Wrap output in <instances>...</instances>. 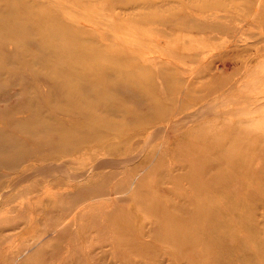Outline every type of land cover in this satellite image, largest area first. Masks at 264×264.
<instances>
[{"label":"bare ground","instance_id":"1","mask_svg":"<svg viewBox=\"0 0 264 264\" xmlns=\"http://www.w3.org/2000/svg\"><path fill=\"white\" fill-rule=\"evenodd\" d=\"M98 2L104 3L102 8L107 13L118 15L117 0ZM98 2L94 1L95 4ZM218 5L222 7L223 13L216 12V8L210 4L203 7L208 10L205 17L196 19L188 16L192 18L191 21H196V31L206 33L205 40L204 37H199V40L192 38L198 43L169 52L172 57L199 61L205 74L213 72L214 51L231 47L228 42L213 41L219 35L234 37L240 27L234 26L239 24L232 26L224 22L238 16L236 10H239L240 4L234 0L231 4ZM245 5L248 15H242L241 21H247V25H250L249 22L252 24L256 20H264V0H246ZM137 6H140L139 3L132 0L123 7ZM24 9L27 7L20 4L19 0H0V179L4 178L2 169L9 170L5 176L10 178L6 190L0 193V206L7 203L10 191L37 176H53V179L44 180L45 183L52 182L58 176L77 181L87 178L90 170L98 175L107 167L117 169L114 175L130 170L133 180L130 184L126 180L119 200L130 201L134 206L141 205L150 216L136 215L132 222L131 238L122 242L106 234L104 222L100 221L97 227L81 225L86 230L82 234V241H77L87 244L83 249L75 248L69 253L71 264H148L146 260L129 257L121 248L164 253L174 264H183L185 261L192 263L193 259L174 251L171 244L179 238L182 245L191 246L198 238V233L201 234V241H207L209 249L225 246L229 250L227 244L233 239L236 226L242 227L234 219L246 215L248 202L247 197H240V192L234 193L235 184L230 188L228 183L237 180L239 168H243L244 172L247 169L248 174L258 173L257 167L251 169L250 162L238 156L235 141L243 133L256 134L264 140V129L256 130L247 124L251 117L257 119L252 114L257 115L264 110V95L253 99L248 94L235 97L236 91L245 84L240 74H246L253 67L250 62L254 61L231 58L230 62H226L228 59L224 60L223 53H220L218 58L225 62L224 70L230 68V72L214 74L207 79L208 82L200 83L192 77L183 78L182 70L177 69L169 56L152 58L146 53L128 52L124 45L120 43L119 47L118 43L115 44L117 41L105 33L101 34L100 39L107 42L104 46L98 38L95 39L97 34L93 30L94 25H55L58 22L51 9L32 8L33 17L25 16L21 12ZM248 17L251 19L248 20ZM260 25H264V21ZM243 49V53L250 50L249 47ZM239 50H228L225 54L229 56ZM209 58L210 63L205 62ZM195 83L201 85L193 86ZM191 85L193 87L188 88ZM7 87L11 94L5 96ZM207 98H211V101L205 103ZM213 98L215 102L219 100L226 104L228 101H237L241 106L230 107L232 118H227L223 123L215 121L211 126L198 127L203 117L216 115ZM221 109L223 106L216 110ZM214 125L217 126L216 130L220 129L218 132H221L222 125L227 130V135L220 141H216L213 135H206L208 130L204 128ZM188 126L196 129L185 134L182 132L181 135L190 144L189 147L199 152L189 153L191 149L188 150L184 154V163L176 164L158 177L156 170H149L153 163L149 161L150 156L156 150L150 144L159 138L166 141ZM228 140L233 143L230 144ZM203 142L206 143L204 147L201 146ZM137 149L140 152L133 154ZM80 158H85L84 164H89V169L70 170L68 164H76ZM223 162H226L225 165L228 162L233 168L227 175H221ZM145 171L161 182L170 180L187 184L190 191L196 190L197 194L188 189L175 188H172L171 195L164 192L156 194L149 184H145V177L137 175ZM139 181L141 185L136 187ZM239 181L244 182L243 178H239ZM63 182L68 184V181ZM39 183L34 181L33 184L37 186ZM99 190L94 191L89 187L71 190V195L75 193L71 197L75 200L82 197L84 200L99 201L103 199L101 192L104 191ZM129 191L132 193L129 194ZM209 193L216 200H208ZM58 198V192L41 194L37 191L29 197V201L34 202L31 211L42 209L43 203L52 205ZM192 205H195L194 209ZM86 208L84 206L75 211L73 219H69L60 229L53 227L49 232L46 231L48 233L44 237L41 234L34 239H25L19 248L12 238L2 248L4 262L48 264L47 260L55 259L60 249L57 246L47 249L46 243L74 235L72 225L77 223L79 217L90 222L95 220L96 217L85 212ZM169 209H172L171 213ZM180 210L195 215L194 219L199 224L196 229L198 233L189 232L186 227L190 223L179 220L173 214ZM21 211L17 210L16 213ZM257 213L255 210L254 214ZM32 218L37 221L40 216ZM125 226L128 227V222L122 221L111 227L125 234ZM25 232H21L16 239L21 240ZM161 238L168 245H159L157 240ZM201 250L196 249L195 252ZM68 261L64 257L62 264H68Z\"/></svg>","mask_w":264,"mask_h":264},{"label":"rangeland","instance_id":"2","mask_svg":"<svg viewBox=\"0 0 264 264\" xmlns=\"http://www.w3.org/2000/svg\"><path fill=\"white\" fill-rule=\"evenodd\" d=\"M94 1L98 2V0H55V2H57L55 3L54 0H19L20 4L27 7V9L21 10L25 16L33 17L32 8L38 7L40 10L42 8H48L54 12L55 19L58 22L55 25H94V27H92L97 34L95 39L98 38L100 41L102 38L101 34L105 33L104 35H108L113 40H116L117 42H115V44L118 43L119 47L120 43L124 45V48L128 52L135 51L136 53H146L152 58H165L166 56H169V58L175 62L177 69L182 70L181 75H183V78L189 79L192 77L199 80L200 83L201 81L210 79L212 75L214 76V74H221L223 71L230 72V68L228 70H224L225 62L218 58V54L223 53L224 60L228 59L226 62H230L231 58H248L249 61H254L250 62L253 69L251 68L246 74H243L244 76L240 74V76L244 78L245 84L241 87V89L236 91L235 97L238 98L239 95L244 96V94H248V96L250 95L249 97L253 99L257 96L260 97L264 95V25H260L264 20H256L252 22V24L249 22L250 25H247V21H241V18H243L244 15H248L245 5L246 0H236V2L240 4V8L239 10H236L238 16L232 20L233 22L229 19H226L225 21L223 20L231 25L239 24L234 25L237 27L240 26L239 30L237 29L235 31V36L231 37L229 35H219V37L213 41L216 43L228 42V45H231V47L227 46L228 48H217L214 51L216 55L214 57L215 60L212 63L213 72L211 74H205L202 71L203 68L200 66L201 63L199 61H190L185 58L182 59L180 57H172L169 55V52H172L179 47H189L192 46L193 43H198L196 40L193 41L192 38L199 40V37H204L205 40L206 33L201 34V32L196 31V21H191L192 18L197 19L198 17H205V15H207L208 10H204L203 8L205 5L212 4L214 8H216V12L223 13L224 11L218 3L221 5L223 3L231 4L234 0H133L139 3L140 6L132 8L123 7L132 0H117V10L119 11L117 16H112L111 12L107 13L106 10L102 8L104 3L98 2V4H95ZM100 2H105V0H100ZM59 5L63 9L59 7ZM188 16L192 18H189ZM250 19L251 18L248 17V20ZM100 42L103 43L104 46L107 44L105 41ZM245 47L250 48L247 53H243L241 51ZM237 48L240 49L238 52L232 53L229 56L225 54L228 50H235ZM210 59L211 58L207 59L205 62L210 63ZM197 65L199 67H196ZM194 67H196V69ZM200 83H195L193 86L198 87L201 85ZM193 86L191 85L187 87L190 88ZM187 87H185V90H188ZM5 90H7L6 92L4 91L5 96L11 94V92L8 91L10 90L9 87L5 88ZM210 99L211 98L205 99V103L211 101ZM214 100L215 99L213 98V101ZM14 103L15 102L13 101V104ZM222 106L223 109L216 110ZM240 106L241 104L237 101H228L227 104L220 102L219 100L216 102L214 101L213 109L217 111L215 115L216 117L212 115V117L210 116L209 118V115H206L201 119V124H198V127L211 126L215 123V121L223 123L222 121H227V118H232L229 113V109H231L230 107L238 108ZM224 113H229V115H224ZM252 116L257 117V119H251L253 118L251 117L249 120L250 122L248 121L247 124H249V126L253 129L263 130L264 110L261 111L260 114H252ZM202 122L204 124H202ZM208 123L209 125H207ZM222 126L223 127L218 126L221 127V132H218V130H220L219 128L216 130L217 126L215 125L210 128H204L208 130L206 135H213L212 137H215L216 141H220V138L227 135V130L224 128L225 126ZM193 129L196 128L188 126L185 127V130L183 128L177 131V135H173L171 137L172 139L168 138L165 141L164 139L159 138L151 143L150 145H153V148L156 147V150L153 154L154 156H150L151 158L149 161H152L153 163L149 170H156L159 177L163 172L169 171L176 164L184 163L186 161L184 154L187 153L188 150L191 149L189 153L197 154L199 151L189 147L190 144L186 142L183 136V134ZM178 132L180 134H178ZM182 132L183 134L181 135ZM195 140L196 137H194L193 141ZM228 141L230 144L233 143L231 142L232 140ZM235 142L238 156L248 160L250 162L251 169L253 167H257L256 172L258 173L248 174L246 173L247 169H244V172L242 171L243 168H239L237 171V180L234 183H228V181H226V183L230 185V188L235 184L234 186H236V192L234 191V193L240 192V197H247L246 201L248 202L247 207L249 211L247 210L244 217L237 216L234 219L236 224H241L242 227L236 226L235 235L232 240L228 241L227 244L229 246V250H227L225 246L220 249H209L210 247L207 241L200 240L199 236L201 234H199L196 230L199 224H197L194 219L195 215L191 212H183V210L173 212L179 220H186L190 223V225L186 227L189 232L198 233V238H195V242L193 241L194 243H192L191 246L182 245L179 238L176 239L174 244H171V248L174 251L187 256V258L191 260L193 259L192 263L185 261L183 264H264V151L262 150L264 149V140L263 138L261 139L256 136V134L243 133L241 136H238ZM205 145V142L201 144L202 147ZM238 147L240 149H238ZM139 150L140 149L135 150L133 154H137L140 152ZM208 151L210 152V150ZM77 160L80 161L76 164H68L70 170L84 171L89 169V164H84L85 158ZM36 163L39 164L40 162L36 161ZM225 163L226 162H223L221 175H227L229 171L233 170L228 162L226 165ZM116 171L117 169L115 168L113 169L111 167H107L102 169L99 175L95 173V171L90 170L88 172V177L82 180L69 181L68 179H63L64 177L60 178V176H58V178L52 180V182L46 183L44 180L53 179V176H51V178L37 176L19 185L16 190L14 189L15 191H10L8 193V197L6 198L7 203L5 202L0 206V264H8L7 262H4L5 253L2 252V248L6 247L12 238L14 239V244L18 245L19 248V244L23 243L25 239H34L41 234H43L41 237H44L47 235L50 228L54 227L56 229H60L69 221V219L72 220L75 211H78L79 208L84 206H87L85 212H87L88 215L92 214L93 217H96L95 220L90 222L84 218L80 219L79 217L77 223L72 225L74 235H66L61 239H54L51 242L46 243L45 247L47 249L55 246L60 249V252L55 259L47 260L48 264H62L64 257L69 259L68 264H71V258L69 257L71 254L69 255V253L74 251L75 248L83 249L87 244V242L79 243L77 241H82V234L86 230L85 227L82 226H86V224H91L93 227H97V224L101 221L106 225V234L110 235L112 238L118 239L121 242L125 241L124 239L131 238L130 234L132 232V222L136 215L138 216L142 214L150 216V213L145 208L141 207V205L134 206V204L130 203V201L119 200V196L122 194L121 190L126 187V180H128V184L132 182L133 179L131 180L130 177L133 173L130 170H127L126 172L121 171L120 173L114 175L113 172ZM8 173V169L1 170V174L4 178L0 179V193L6 190V184L10 181V178H8L9 176H5ZM105 173H107V175H105ZM137 175L142 178L144 176L145 184H149L151 189H153V192L156 194H162L164 192L170 193L171 195L172 188L177 190L188 189L190 191L187 184L171 182L170 180L161 182L153 174L149 175L146 171L142 173L140 172ZM239 178H243L244 182H240ZM64 180L68 181V184L63 182ZM34 181H39V185H34ZM140 185V181L136 183V187ZM24 186L27 187L24 188ZM87 187L93 189L94 191L97 189H100L99 191L104 190L101 192L103 199L99 201H92L84 200L85 198L82 199V197H80L78 200H75L71 197L75 194L73 193L71 195V190L77 191L80 189H86ZM122 187L124 188L121 189ZM117 188H120V190H116ZM37 191L41 194L58 192L59 198L57 202L52 205L43 203L42 209L31 211L34 206V202L29 201V197L37 193ZM131 193L132 191H129V194ZM191 193L197 194V191L193 190ZM208 195V200H216L212 193H209ZM111 196H115V198ZM8 199L12 200L10 201ZM24 207L28 209L25 210ZM191 208L194 209L195 205H192ZM21 209V212L16 213L17 210ZM255 210L258 212L257 215L254 214ZM169 211L171 213L172 209H169ZM36 216H40V219L37 221L32 218ZM122 221L126 223L128 222V227L125 226V234L112 228ZM25 230L26 232L24 236H22V239H16L19 237L18 235H21V232ZM38 231L41 233L38 234ZM93 234H95V231ZM96 239L98 240L99 238L97 237ZM157 243H159V245H168L166 240L163 238L157 240ZM53 244L54 246H52ZM195 248L202 250L198 253L195 252ZM121 249L124 253L129 255V257L146 260L148 264H174L169 261V257H165L163 255L164 253H145V251L141 248H134V250L137 251H134L131 248H126L124 250L123 248ZM61 257H63V260ZM29 264L33 263L30 262ZM108 264H112V262H109Z\"/></svg>","mask_w":264,"mask_h":264}]
</instances>
